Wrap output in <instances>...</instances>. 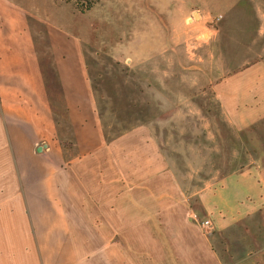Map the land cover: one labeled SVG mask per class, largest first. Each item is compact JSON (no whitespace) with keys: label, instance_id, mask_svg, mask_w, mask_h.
<instances>
[{"label":"crops","instance_id":"crops-1","mask_svg":"<svg viewBox=\"0 0 264 264\" xmlns=\"http://www.w3.org/2000/svg\"><path fill=\"white\" fill-rule=\"evenodd\" d=\"M181 1L215 18L229 173L187 192L145 126L65 160L0 103V264H264V0Z\"/></svg>","mask_w":264,"mask_h":264},{"label":"rangeland","instance_id":"rangeland-1","mask_svg":"<svg viewBox=\"0 0 264 264\" xmlns=\"http://www.w3.org/2000/svg\"><path fill=\"white\" fill-rule=\"evenodd\" d=\"M169 4L101 0L81 13L61 0L4 1L12 69L0 72L14 76L0 84V103L14 125L65 160L145 126L187 192L229 173V146L213 136L228 126L214 96L226 72L210 38L215 18L189 9L184 20L182 1Z\"/></svg>","mask_w":264,"mask_h":264},{"label":"trees","instance_id":"trees-1","mask_svg":"<svg viewBox=\"0 0 264 264\" xmlns=\"http://www.w3.org/2000/svg\"><path fill=\"white\" fill-rule=\"evenodd\" d=\"M66 3H70L76 10L81 13L91 10L95 5L101 2V0H61Z\"/></svg>","mask_w":264,"mask_h":264},{"label":"built area","instance_id":"built-area-1","mask_svg":"<svg viewBox=\"0 0 264 264\" xmlns=\"http://www.w3.org/2000/svg\"><path fill=\"white\" fill-rule=\"evenodd\" d=\"M197 215L196 214H194V219H196L197 221H198V219H197V217H196ZM200 224H201V226L203 227V228H208V227H210L211 225H212V221H211V219H209V218H206V219H203L202 221H200Z\"/></svg>","mask_w":264,"mask_h":264},{"label":"water","instance_id":"water-1","mask_svg":"<svg viewBox=\"0 0 264 264\" xmlns=\"http://www.w3.org/2000/svg\"><path fill=\"white\" fill-rule=\"evenodd\" d=\"M197 14H198V13L196 12V15H197ZM39 149L41 150V149H42V146H40Z\"/></svg>","mask_w":264,"mask_h":264},{"label":"bare ground","instance_id":"bare-ground-1","mask_svg":"<svg viewBox=\"0 0 264 264\" xmlns=\"http://www.w3.org/2000/svg\"><path fill=\"white\" fill-rule=\"evenodd\" d=\"M196 15V14H195ZM197 17L199 16V14L196 15Z\"/></svg>","mask_w":264,"mask_h":264}]
</instances>
